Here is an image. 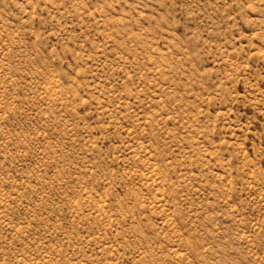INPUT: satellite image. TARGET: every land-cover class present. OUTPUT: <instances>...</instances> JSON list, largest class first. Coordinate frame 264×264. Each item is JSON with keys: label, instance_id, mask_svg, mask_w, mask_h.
Masks as SVG:
<instances>
[{"label": "rangeland", "instance_id": "rangeland-1", "mask_svg": "<svg viewBox=\"0 0 264 264\" xmlns=\"http://www.w3.org/2000/svg\"><path fill=\"white\" fill-rule=\"evenodd\" d=\"M0 264H264V0H0Z\"/></svg>", "mask_w": 264, "mask_h": 264}]
</instances>
